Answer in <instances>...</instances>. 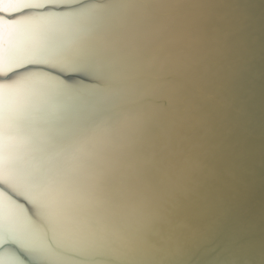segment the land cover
<instances>
[{"label":"water","instance_id":"1","mask_svg":"<svg viewBox=\"0 0 264 264\" xmlns=\"http://www.w3.org/2000/svg\"><path fill=\"white\" fill-rule=\"evenodd\" d=\"M46 1L0 7L61 19L40 62L0 72L43 80L22 190L0 179V264H264V0ZM80 120L104 141L88 210L60 195Z\"/></svg>","mask_w":264,"mask_h":264},{"label":"bare ground","instance_id":"2","mask_svg":"<svg viewBox=\"0 0 264 264\" xmlns=\"http://www.w3.org/2000/svg\"><path fill=\"white\" fill-rule=\"evenodd\" d=\"M45 2L47 1L0 0V7L7 9L10 6L19 7L22 4L38 6ZM60 21L61 19H58V17L53 19L49 13L46 16L29 14L10 23L0 21V72L9 69L15 63L40 62L44 38L47 35L46 43L49 44L51 34L60 30ZM94 28L93 25H90L91 31ZM94 56L91 48L90 68L97 65ZM40 80L42 79L39 75L36 74L35 77L26 73L11 83L0 85V179L5 180L10 188H16L20 191L22 190L20 163L22 162L23 168H25L23 148L28 136L25 126L24 129L22 128L24 114L32 92H39L42 88L39 84ZM108 95L109 92L105 91L104 97ZM86 115L87 113L81 115V118H86ZM79 122L82 123V126H79ZM88 128L90 127H88L85 120L76 121L75 130L82 133V148L86 142L87 147L83 149L82 155L73 161L74 166L67 164V172L59 178L60 195L66 197V199L70 196L75 197L78 203L81 201L87 210L93 195L91 181L96 170L94 161L95 158L99 159L104 143V141L103 143L99 142ZM65 153L63 152V154ZM57 174H60V169ZM73 176H76L75 180L72 178ZM87 187L90 189V196ZM110 195L112 199H115L116 196L111 193ZM15 217L16 207L0 193V225H11ZM86 217L88 215L83 216V221L84 218L86 221Z\"/></svg>","mask_w":264,"mask_h":264},{"label":"rangeland","instance_id":"3","mask_svg":"<svg viewBox=\"0 0 264 264\" xmlns=\"http://www.w3.org/2000/svg\"><path fill=\"white\" fill-rule=\"evenodd\" d=\"M4 4V3H3Z\"/></svg>","mask_w":264,"mask_h":264}]
</instances>
